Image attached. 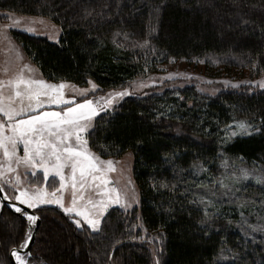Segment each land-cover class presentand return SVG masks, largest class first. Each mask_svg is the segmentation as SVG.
Instances as JSON below:
<instances>
[{
    "label": "trees",
    "instance_id": "obj_1",
    "mask_svg": "<svg viewBox=\"0 0 264 264\" xmlns=\"http://www.w3.org/2000/svg\"><path fill=\"white\" fill-rule=\"evenodd\" d=\"M0 12L60 25L59 43L15 34L50 81L85 86L92 79L108 91L160 63L210 65L213 57L233 59L251 76L264 74V0H0ZM241 121L254 131L227 138L226 128ZM94 128L89 144L101 157L135 155L141 207L111 209L99 231L78 227L58 207L35 210L41 224L29 264H154L141 242L145 233L163 241L160 264H264V183L244 182L223 203L215 200L207 224L198 202L232 166L264 170V91L211 97L194 87L166 89L127 98ZM28 234V220L5 209L0 264H11L12 248Z\"/></svg>",
    "mask_w": 264,
    "mask_h": 264
},
{
    "label": "snow or ice",
    "instance_id": "obj_2",
    "mask_svg": "<svg viewBox=\"0 0 264 264\" xmlns=\"http://www.w3.org/2000/svg\"><path fill=\"white\" fill-rule=\"evenodd\" d=\"M7 27V26H4ZM26 31L34 32L35 29L28 28ZM146 39L143 45L147 46ZM203 62V61H201ZM28 71H32L28 65L24 66ZM183 75L179 73H169L168 78ZM155 82V81H153ZM91 89L95 91L98 86L93 82H88ZM225 83H229L225 81ZM248 84H258L264 89V81H246ZM67 82L51 83L43 79H34L25 76L23 71L18 72L9 79L7 85L0 81V204L7 201L16 212L25 215L29 221L34 222L37 217L24 211L16 201L27 205L29 208H36L38 205L56 204L60 206L65 214L75 213L86 218L87 225L93 230H98L100 219L92 218L87 212L76 211L77 198L83 199V195L77 197L76 190L84 189L90 182L100 189V199L89 200L88 203L95 209V215L99 217L109 207L110 204L131 207L136 203L135 193L131 196L127 191L121 192L112 184L108 173L116 171L113 160H104L93 153L88 147V136L94 131V118L100 112L106 111L116 98H123L131 93L128 89L109 93L107 97L99 100L87 98L89 89H81L80 95L85 98L77 101L75 96H66L65 89ZM238 87L239 85H234ZM75 89H73L74 91ZM239 130L242 133L250 134L253 126L247 121L239 122ZM259 131V129H255ZM235 131L231 135H236ZM22 145L23 155H20ZM15 165V167L13 166ZM23 165L26 169L25 175L35 176L37 170L41 171L45 182L51 176L52 179H59L60 189L71 184L73 191L72 206L65 207L61 197L56 196V191L48 192L46 188L37 185L21 187V175L17 173L14 178L8 176V172H16V169ZM68 170L67 172L65 170ZM241 176H236L232 172L234 180H248L250 173L247 169H240ZM257 180L264 183V179L257 177ZM99 183H96V182ZM129 183H131L129 181ZM217 182L213 181V185ZM220 187L229 189V185L223 180L219 181ZM5 185L12 187L18 194L9 197L5 192ZM167 187V185H164ZM199 187V185H196ZM212 196L216 197V192L209 189ZM235 195V193H232ZM195 196V193H192ZM228 196L229 192L222 193ZM197 202V201H193ZM199 203L204 204V219L201 224H207L212 219L208 212L207 205L213 204V200L206 196L199 197ZM243 217V212H241ZM247 224V221H244ZM78 227H83L79 219L74 220ZM254 230L257 226L249 225ZM156 239H159L157 237ZM32 240L30 234L18 245L13 247L10 255L15 258L17 264H28L24 258L21 248H28ZM25 255L31 256L30 251ZM234 259V258H233ZM156 264H159L157 258Z\"/></svg>",
    "mask_w": 264,
    "mask_h": 264
},
{
    "label": "rangeland",
    "instance_id": "obj_3",
    "mask_svg": "<svg viewBox=\"0 0 264 264\" xmlns=\"http://www.w3.org/2000/svg\"><path fill=\"white\" fill-rule=\"evenodd\" d=\"M28 28L35 29V31H26L25 29ZM16 32L26 33L35 37L46 38L53 43H59L62 36V29L60 25L56 24L48 18L0 12V81H4L5 85H7L9 79L13 78L18 72L23 71L25 76H31L34 79H43L51 83H60L61 81L55 82L47 80L42 75L38 67L27 56L22 45L18 42L15 35ZM208 60V62H210V65H206L205 61L203 60H193L191 62H188L186 60H171L166 64L160 63L154 66L153 69L155 71L147 72L143 75L138 76L133 81L127 83L123 87L108 91H101L100 87L92 79H90L89 81L93 82L98 86V89H96L95 91L91 89V85L89 83H87L85 86H80L73 82L64 81L67 82L68 85L65 89V94L66 96H75L77 101H79L85 98L84 96L80 95V90L89 89L87 93V98H92L98 101L101 97L106 98L109 93L128 89V91L131 93L130 95H126L123 98H116L113 104L110 107H107L106 111L100 112L99 115L94 118L95 127V123L98 118H100L102 115L114 113L115 111H117L122 102L125 101L127 98L145 97L151 94L163 93L166 89H184L187 87H194L200 93L211 97L226 91H238L250 94L264 91V89H261L258 84L245 83L246 81H264V74L259 77L251 76L249 70H244L240 68V66H236L237 64H239V62H235V60L233 59H219L213 57L209 58ZM25 65H28L29 68L32 69V71H28V69L24 67ZM169 73H179L183 75H179L169 79ZM225 81L229 83H225ZM237 84L239 85L238 87L234 86ZM73 89L75 90L73 91ZM232 131H235L237 134L231 135ZM253 131L254 127L250 133H252ZM225 133L227 138L229 139L236 136L247 135L245 133L240 132L239 122H235L228 126L225 130ZM87 138L88 147L93 153L100 156L90 147L89 136ZM19 147V154L23 155L22 145ZM101 158L104 160L111 159L115 163L116 171L108 173V176L112 181V184L109 185V187H115L121 192L127 191L130 196L134 192L137 202L133 203L131 207L110 204L109 207L103 212V214L97 217L95 215V209L92 208V205L89 204L88 201H96L100 199L101 190L95 188L91 182L87 184L84 189H79L78 186L76 190L77 197L83 195V199L77 198L76 211L87 212L92 216V218L100 219L98 230H93L90 226H88L86 218L83 216L76 215L75 213L69 216H71L74 220L79 219L82 225H87L91 228L92 231H99L104 217L111 209L120 208L124 211H132L135 208L141 207L142 199L141 190L135 178V155L133 154V152H128L119 158ZM13 166L15 167V165ZM240 169L248 170V172L250 173V177L248 180H244L242 178L239 180H234L232 178V172H235L236 176H241ZM25 171L26 169L23 165H21L16 169V172H8L7 174L8 176L14 178L15 175L19 173L21 175V187L37 185L39 187L46 188L47 191L50 193L59 189V191H56V196L62 198L65 207L72 206L74 190L72 189L70 183H67L65 188L60 189V181L58 178L52 179V177L50 176L48 181L45 182L41 171L37 170L35 176H32L30 174L25 175ZM65 171L67 172L68 170L66 169ZM257 177L264 179V170L248 168L245 166H232L229 170H226V172L221 174V178L216 181L217 183L215 185L204 187L201 196H206L207 199L213 200V202H215L216 200V202L218 203H223L229 198L230 194L232 197V193L236 191V188L240 184L251 180L258 181ZM50 180H56L57 184L55 182H51L48 184ZM220 180H223L225 184H228L229 189L221 188L219 184ZM129 181L131 183H129ZM96 183L99 182L97 181ZM209 189H213L216 192L215 198L212 196L211 192L208 191ZM4 190L9 197H13L14 195L18 194L12 187H9L8 185H5ZM225 191L229 192L228 196L222 195V193ZM233 202L234 201H231L229 203L232 204ZM45 206L58 207L62 210V208L56 204L38 205L36 208L30 209L38 210L39 208ZM207 206H211V204ZM246 221L249 222V219H246ZM28 222L30 221L28 220ZM30 232L31 231L29 230V234ZM157 237L158 236L155 234L148 236L145 233L143 234V239L141 240V242L147 245L152 251V257L153 259H155L154 264H156L157 258L162 254L164 250L162 239L160 237L159 239H156ZM24 258L28 260L29 264V257L25 255Z\"/></svg>",
    "mask_w": 264,
    "mask_h": 264
},
{
    "label": "water",
    "instance_id": "obj_4",
    "mask_svg": "<svg viewBox=\"0 0 264 264\" xmlns=\"http://www.w3.org/2000/svg\"><path fill=\"white\" fill-rule=\"evenodd\" d=\"M4 192H5V190H4ZM2 195H3V193H0V196H2ZM15 203H17L24 211L28 212L29 214L35 215L37 217V219L34 222H32V221L28 222V230L31 231L30 235L32 236V240L29 243L28 248L19 249L21 251L22 255H24V256L29 251H30V253L32 255L33 246H34L35 240H36V233H37V231L39 229V226L41 224V218H40L39 214L35 210H32L29 207H27V206H25V205H23L21 203H18V202H15ZM5 209H8L9 211L13 212L14 214H16V215H18V216H20L22 218L28 219L22 213L16 212L15 209L12 208L7 201H5L3 204H0V216L2 215V213H3V211ZM10 260H11V264H17V261L12 256H10Z\"/></svg>",
    "mask_w": 264,
    "mask_h": 264
}]
</instances>
